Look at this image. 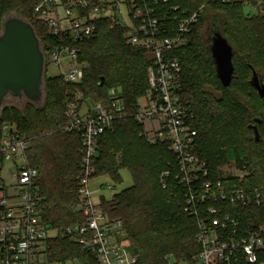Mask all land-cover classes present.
Returning <instances> with one entry per match:
<instances>
[{
  "label": "trees",
  "instance_id": "obj_1",
  "mask_svg": "<svg viewBox=\"0 0 264 264\" xmlns=\"http://www.w3.org/2000/svg\"><path fill=\"white\" fill-rule=\"evenodd\" d=\"M37 3L0 0V22L8 12L20 13L33 24L47 50L59 40L49 35L34 16ZM169 4L179 5L184 14L203 6L184 43L174 51L181 65L179 95L195 117L193 152L205 161L213 177L220 167L234 164L249 172L250 185L264 186V113L255 111L251 100L254 95L264 103V98L249 82L252 67L264 83V14L254 11L264 0H171ZM244 4L249 6L247 14ZM213 18L222 20V32L235 47L234 72L228 87L216 76L204 36V31H211ZM95 25V37L78 45V57L86 63L80 84L68 83L59 75L46 76L43 108L27 104L23 113L5 108L0 118V145L3 125L14 126L27 140L28 164L38 171L41 220L53 232L45 242L47 261L101 264L94 251L61 235L66 227L74 229L85 221L77 207L81 133L66 131L65 106L75 90L95 103L106 102L107 90L116 87L122 91L126 114L99 136L94 177L107 175L119 182L120 171L126 170L132 183L110 199L102 197L101 208L109 219L121 221L126 242L137 256L135 264H166L170 256L193 264L199 252L196 221L184 210L183 188L173 179L174 155L167 144L151 145L139 136L141 125L134 116L138 99L147 87L146 69L152 54L127 43L124 27L106 19L95 21ZM206 85L222 91L224 98H215ZM254 118L260 119L258 142L248 127L254 124ZM250 142L255 146L252 151L246 149ZM2 161L0 151V171ZM165 171L169 176L161 178ZM230 211L243 223H264V191L261 206L234 207Z\"/></svg>",
  "mask_w": 264,
  "mask_h": 264
},
{
  "label": "built area",
  "instance_id": "obj_2",
  "mask_svg": "<svg viewBox=\"0 0 264 264\" xmlns=\"http://www.w3.org/2000/svg\"><path fill=\"white\" fill-rule=\"evenodd\" d=\"M170 1L38 0L34 16L59 40L44 50L46 68L52 66L64 81L80 84L86 63L78 57V45L95 37V21L106 19L124 27L127 43L152 54L147 87L134 116L141 125L139 136L151 145L167 144L174 155L173 179L183 188L184 210L196 221L199 252L193 264H264V223H243L230 211L261 206L264 186L250 185L249 172L234 164L220 167L212 176L205 161L193 152L195 117L179 95L181 65L174 51L184 43L203 6L184 14ZM254 11L264 14V4ZM125 114L122 91L116 87L109 89L106 102L95 103L75 90L65 106L66 131L81 133L77 207L85 221L74 229L66 227L61 235L94 251L101 264L137 261L121 221L109 219L90 189L98 138ZM2 132L1 169L6 163L11 182L0 180V264H43L45 242L53 232L41 220L38 171L28 164L25 136L9 124L3 125ZM168 176L169 171L161 174V178ZM166 264L187 263L177 259L170 263L167 258Z\"/></svg>",
  "mask_w": 264,
  "mask_h": 264
},
{
  "label": "water",
  "instance_id": "obj_3",
  "mask_svg": "<svg viewBox=\"0 0 264 264\" xmlns=\"http://www.w3.org/2000/svg\"><path fill=\"white\" fill-rule=\"evenodd\" d=\"M207 47L212 57L217 78L228 87L233 76L232 57L235 47L222 32V20L213 18ZM251 68L250 84L260 98H264V83ZM46 57L42 40L33 24L18 12L6 13L0 22V118L5 108L24 112L27 104L41 109L46 101ZM102 80L99 85L102 84ZM254 118L249 124L254 140L260 135Z\"/></svg>",
  "mask_w": 264,
  "mask_h": 264
},
{
  "label": "rangeland",
  "instance_id": "obj_4",
  "mask_svg": "<svg viewBox=\"0 0 264 264\" xmlns=\"http://www.w3.org/2000/svg\"><path fill=\"white\" fill-rule=\"evenodd\" d=\"M248 11H249V6H247V4H244L245 14H247ZM250 13H252V12H250ZM54 75H56V69L52 66H48L46 69V76L50 77V76H54ZM238 76H239V72H238V75L236 77L237 82H239ZM206 88L214 95L215 98H217V99H223L224 98L222 91L216 90L215 87H213L211 85H206ZM108 91H109V89L107 90V93H108ZM251 100L253 101L252 105H253V108L255 109V111H258L261 114H263L264 113V103L257 101L254 95L252 96ZM9 126L11 127L10 124H9ZM262 131L264 132V127H263ZM253 147H255L254 144H252L250 142L247 145L246 149L248 151H252ZM5 166H6V163H4V167H2V169L0 171V180H3L4 182H6V184H9V182H11V181H9V172ZM120 175H121V180L119 182H114L107 175H102V176L97 175L92 180L91 185H90V189L93 191L92 196L96 202H99L102 197L104 199H110L111 196L113 195V193L119 192L120 190L131 185L132 179H131V176L128 173V171L121 170ZM100 184L107 185V186L101 187V186H99ZM7 191L10 192L9 186L7 187ZM173 260H174V257L170 256L168 258V262H170V263H173ZM180 262L185 263L184 261H180ZM42 263L43 264H56L54 262H49L47 260L43 261ZM64 264H77V263L67 262Z\"/></svg>",
  "mask_w": 264,
  "mask_h": 264
},
{
  "label": "flooded vegetation",
  "instance_id": "obj_5",
  "mask_svg": "<svg viewBox=\"0 0 264 264\" xmlns=\"http://www.w3.org/2000/svg\"><path fill=\"white\" fill-rule=\"evenodd\" d=\"M210 35H211V31H204V36H205L206 40L209 41Z\"/></svg>",
  "mask_w": 264,
  "mask_h": 264
},
{
  "label": "crops",
  "instance_id": "obj_6",
  "mask_svg": "<svg viewBox=\"0 0 264 264\" xmlns=\"http://www.w3.org/2000/svg\"><path fill=\"white\" fill-rule=\"evenodd\" d=\"M90 103H92V101H90ZM83 112H84V109H83Z\"/></svg>",
  "mask_w": 264,
  "mask_h": 264
}]
</instances>
